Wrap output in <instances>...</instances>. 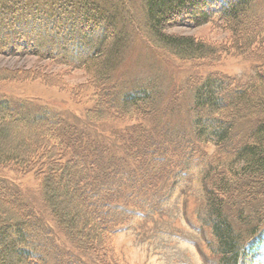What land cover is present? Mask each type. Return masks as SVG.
Instances as JSON below:
<instances>
[{
  "label": "trees",
  "instance_id": "16d2710c",
  "mask_svg": "<svg viewBox=\"0 0 264 264\" xmlns=\"http://www.w3.org/2000/svg\"><path fill=\"white\" fill-rule=\"evenodd\" d=\"M139 1L150 44L177 61L199 69L232 52L260 58V64L245 81L201 80L194 71L187 81L195 89L190 127L171 123L165 112L145 126L141 121L158 113L160 92H121L111 81L133 0H120L123 15L97 0H0V53L82 68L87 82L70 88L71 96L87 99L85 119L97 131L100 123L134 120L102 139L53 112L20 113V106L0 97V168L32 174L50 217L45 221L46 214L1 180L0 264H117L109 244L121 225L135 211H158L163 199L185 192L195 178L202 182L217 264H241L264 245V20L256 10L264 0ZM170 21L211 23L228 30L231 41L224 49L165 33ZM26 74L0 69V82H49L41 72ZM243 118L246 127L234 132ZM209 145L211 153L204 148ZM239 225L242 231L234 229ZM52 226L71 246L55 243Z\"/></svg>",
  "mask_w": 264,
  "mask_h": 264
},
{
  "label": "rangeland",
  "instance_id": "374dc122",
  "mask_svg": "<svg viewBox=\"0 0 264 264\" xmlns=\"http://www.w3.org/2000/svg\"><path fill=\"white\" fill-rule=\"evenodd\" d=\"M97 1L114 7L120 15L126 12L120 0ZM133 1L132 22H124L122 26L126 44L116 58L111 81L121 92L143 88L160 92L158 113L141 121L145 126H150L154 119L157 120L158 115L162 116L165 112V117L171 123L190 127L194 117L192 109L195 89L194 85L187 81L194 71L193 75L201 80L211 75L218 79L228 77L245 81L260 64V58L232 52L222 53L218 62L199 69L181 63L150 44L152 38L147 28L145 29L141 3L139 0ZM258 8L259 6L256 8L258 16L264 20V6ZM165 26V33L191 36L218 48L226 49L231 41L228 30L211 23L186 27L176 26L170 21ZM0 69L21 71L23 74L35 71L48 77V83L32 79L34 77L0 82V97H8L14 106H20V113L53 112L59 115L65 124H76L87 132L95 131L96 136L102 139V135H110L113 130L121 131L134 123V120L125 119L94 125L99 131L87 123L85 110L90 104L87 99L81 102L73 100L70 89L86 84L88 76L82 68H71L50 60H42L34 55L11 56L0 53ZM247 123L248 118L241 119L236 123L234 132L244 130ZM204 148L208 153L214 149L211 145ZM1 180L18 190L32 208L46 214L47 217H43L45 221H50L48 212L41 203L38 182L32 174L18 176L11 169L0 168ZM201 183L199 178L192 179L184 185L188 187L184 188L187 189L185 192L177 190L163 199L158 211L150 209L142 216L135 211L137 214L134 212L133 217L121 225L110 241L109 245L114 251L117 264H217L219 258L216 251L212 250V236L205 222L207 214L202 209L205 206L200 201ZM180 192L184 193L179 195ZM51 228V237L56 244L63 249L71 246L59 231H55L53 226ZM234 229L242 231L243 227L239 225ZM241 264H264V245L244 256Z\"/></svg>",
  "mask_w": 264,
  "mask_h": 264
}]
</instances>
